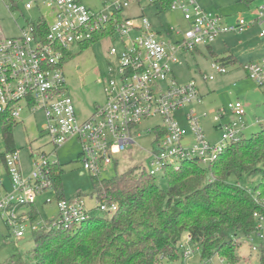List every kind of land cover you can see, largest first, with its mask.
Instances as JSON below:
<instances>
[{
	"label": "built area",
	"instance_id": "built-area-1",
	"mask_svg": "<svg viewBox=\"0 0 264 264\" xmlns=\"http://www.w3.org/2000/svg\"><path fill=\"white\" fill-rule=\"evenodd\" d=\"M131 4L141 13L124 17L123 10ZM34 5L39 10V5L44 6L50 20L41 13L37 19L27 21L17 36L0 37L1 129L5 121L17 124L24 113L41 112L44 135L53 151L68 140L77 139L83 169L96 178H102L103 171L117 161V152L135 145L134 136L141 135L138 125L155 117H160L162 123L144 129L157 136L148 167L142 166L154 177L163 175L165 167L177 168L185 161L207 166L243 134L246 111L240 100L228 103L214 116V128L221 130L217 142L209 141L193 111L185 114L187 127L181 125L174 112L193 101L200 102L202 95L194 81L177 83L172 66L181 63V53L199 50L200 46L208 48L222 34H238L254 24L262 25L264 4L255 9L252 20L237 17L232 23L205 11L196 0H103L98 10L81 0H30L25 8L32 9ZM146 10L155 19L169 11L179 12L186 29L173 25L154 29L145 17ZM101 34L112 40L107 73L102 76L105 100L80 118L68 92L63 51L70 54L72 47L82 46ZM260 36H264V29ZM211 67L218 73L227 72L221 61L212 62ZM242 67L248 78L264 88V56ZM212 79L213 74L203 76L204 81ZM4 142L6 151H0V173L8 177L9 187L0 174V217L16 239L24 238L28 225L36 230L33 221L38 216L37 199L44 205L54 202L57 207V216L45 220L41 230L78 227L95 216V211L111 215L117 210V204L100 192L91 194L95 200L89 206L81 193L69 199L59 198L54 181L59 162L49 161L52 152L32 151L29 156L33 169L25 175L18 150L8 148ZM253 216L255 227L246 236L251 250L261 252L264 210ZM185 237L189 244L190 236ZM255 239L261 242L259 246L253 244ZM211 260L210 257L206 261Z\"/></svg>",
	"mask_w": 264,
	"mask_h": 264
},
{
	"label": "rangeland",
	"instance_id": "rangeland-1",
	"mask_svg": "<svg viewBox=\"0 0 264 264\" xmlns=\"http://www.w3.org/2000/svg\"><path fill=\"white\" fill-rule=\"evenodd\" d=\"M27 1L30 0H17V8L9 9L8 6L11 0H0V37L17 36L20 28L27 21L37 19L41 13L50 20V13L44 6L39 5L40 10L35 5L32 9H26L25 3ZM81 1L95 10L103 6V0ZM112 1L115 0H109V2ZM196 1L205 11L225 16L229 21L237 17H243L246 21H250L254 18L255 9L264 4V0ZM140 11L131 4L123 10L122 14L124 17H132L140 14ZM145 17L154 29H160L167 25L176 26L181 30L186 29V23L181 19L179 12L169 11L162 14L159 19H155L149 13V10H146ZM262 29H264V23L262 26L256 24L239 34L226 33L220 35L211 43L213 54L209 48L200 46L199 50L187 51L179 55L181 63L172 66L175 81L179 84L194 81L202 95L200 102L193 101L174 112L176 120L181 125L187 127L185 114L193 111L199 117L200 126L209 141L212 143L217 142L221 138V130L214 128V116L219 109L226 107L228 103L240 100L244 103L246 111L242 118V122L246 127L243 129L241 136L249 137L261 129L260 123L264 125V88L248 78L242 66L249 61H255L264 56V36L259 35ZM111 44L112 40L105 37L87 46L76 45L71 48L69 58L63 63L68 92L74 100L80 118L89 115L96 105L102 104L105 100L102 89V76L107 73V62L110 58L108 49ZM230 51L236 54L241 63L227 64L226 73L216 72L211 67L212 62L217 61V58L226 56ZM210 74L214 75V79L204 81L203 76ZM161 123V118L155 117L139 124L137 131L141 132V135L134 136L135 145L127 146L124 150L117 152L115 154L117 161L105 169L101 177L111 178L129 169H136L137 167L140 169L142 166L148 167V159L154 148L153 140L156 139L157 135L153 131L146 132L144 129ZM44 125L45 119L42 113L37 112L33 115L24 113L22 121L12 126L11 137L14 148L18 150L23 173L29 175L33 169L32 157L29 156L32 151L33 153H39L42 150L46 153L52 152L48 157L49 161L57 160L61 164V186L64 197L69 199L81 193L84 195L87 206L93 204L95 200L93 197L95 194L93 176L83 169L79 156L81 151L79 141L70 139L53 151L48 137L44 135ZM4 141L3 131L0 127V151H6ZM0 174L7 187H9L8 177L4 172ZM259 180V174L251 177L243 175L240 178L234 176L228 178L230 184H238L252 189ZM156 182L159 187H166V180L162 175L156 176ZM36 208L38 216L33 224L37 228L32 231L28 225L22 239H16L0 217V264H6L13 253H18L24 259H27L28 254L34 248L35 233L41 230L45 220L57 216V207L54 202L44 205L40 199H37ZM94 214L96 216L109 215L98 211H95ZM186 235L181 239V243L185 245L183 253L189 249L191 254H183L181 260H164V264H226L228 262L226 259L221 262V256L217 253L210 256L211 261H206L209 257L202 256V250L199 246L187 244ZM235 239L238 240V244L234 246L235 250L241 256L236 264H260L259 257L261 253L251 250L250 239L240 233L235 236ZM253 244L259 246L261 242L255 239Z\"/></svg>",
	"mask_w": 264,
	"mask_h": 264
},
{
	"label": "trees",
	"instance_id": "trees-1",
	"mask_svg": "<svg viewBox=\"0 0 264 264\" xmlns=\"http://www.w3.org/2000/svg\"><path fill=\"white\" fill-rule=\"evenodd\" d=\"M13 7L17 8V0H11L8 8ZM101 38L103 34L82 46ZM69 55L63 51L62 63ZM226 60L217 59L228 64ZM14 124L5 121L2 128L8 148L14 147ZM260 125L258 132L230 142L207 167L197 161L165 167L163 188L143 167L111 178L92 177L95 192L115 202L117 210L95 215L78 227L40 230L27 259L13 253L6 264H164L182 259L185 234L189 244L201 248L203 257L217 253L236 264L241 256L234 247L235 236L250 233L255 227L253 214L264 210V125ZM57 169L58 197L65 198L60 163ZM256 174L260 180L250 191L228 182L231 176ZM260 253L264 264V249Z\"/></svg>",
	"mask_w": 264,
	"mask_h": 264
},
{
	"label": "crops",
	"instance_id": "crops-1",
	"mask_svg": "<svg viewBox=\"0 0 264 264\" xmlns=\"http://www.w3.org/2000/svg\"><path fill=\"white\" fill-rule=\"evenodd\" d=\"M225 17V16H224ZM226 19V21L227 22H229V23H232V22H234L235 21V19L234 20H230L229 21V19H227V17L225 18ZM254 25H256V24H254ZM253 25V26H254ZM253 26H251L250 28H252ZM260 26H262V25H260ZM250 28H248V29H250ZM247 29V30H248ZM263 30V29H262ZM261 32V31H260ZM260 32H259V35H260ZM239 34V33H238ZM263 37V36H262ZM224 42V41H223ZM210 48H211V51L214 53V51H213V48H212V46H210ZM227 58V60L225 61V62H227V61H229L228 62V64H235V63H241L240 61H239V58L236 56V54H234L233 52H229L226 56H224V57H221V58ZM218 59V58H217ZM249 61V60H248ZM227 65V64H226ZM242 65V64H241ZM86 117V116H85ZM79 155H80V153H79ZM61 165V164H60Z\"/></svg>",
	"mask_w": 264,
	"mask_h": 264
}]
</instances>
